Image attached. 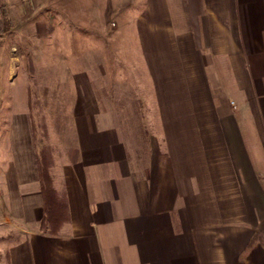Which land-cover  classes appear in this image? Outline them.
<instances>
[{"label":"crops","instance_id":"0c3cea01","mask_svg":"<svg viewBox=\"0 0 264 264\" xmlns=\"http://www.w3.org/2000/svg\"><path fill=\"white\" fill-rule=\"evenodd\" d=\"M123 4L112 37L134 58L135 110L106 95V51L84 49L99 60L73 80L82 122L58 155L69 219L55 235L22 117L28 156L0 173L5 264H264V0Z\"/></svg>","mask_w":264,"mask_h":264},{"label":"rangeland","instance_id":"374dc122","mask_svg":"<svg viewBox=\"0 0 264 264\" xmlns=\"http://www.w3.org/2000/svg\"><path fill=\"white\" fill-rule=\"evenodd\" d=\"M110 1L0 0V26L8 30L0 33V115L3 116L0 118V173L22 153L28 156L22 120L25 116L27 127L29 122L31 127L36 126L35 153L37 150L45 165L49 157L54 156L56 165L50 176L59 181L58 166L63 159L58 155L63 147L70 151L76 143L74 133L82 122V101L77 98L73 80L82 79L88 58L92 67L98 65L99 60L98 56L85 55L84 49L106 51L102 61L108 67L106 95L117 101L121 111L135 110L137 95L128 86L129 67L134 58L128 48L121 47L125 46V41L112 37L117 20L125 18L128 10L123 4L125 0ZM18 4L22 5V12L18 11ZM84 9L90 28L84 23L87 20ZM112 11L118 14L113 15ZM89 33L90 40L85 38ZM99 33L106 34V42H98ZM26 186L34 187L31 183ZM31 201L27 202L28 209ZM9 202L6 210L13 213ZM4 218L0 200V264H5L8 246L16 237L10 231L11 226L3 222Z\"/></svg>","mask_w":264,"mask_h":264},{"label":"trees","instance_id":"16d2710c","mask_svg":"<svg viewBox=\"0 0 264 264\" xmlns=\"http://www.w3.org/2000/svg\"><path fill=\"white\" fill-rule=\"evenodd\" d=\"M8 31L0 26V33ZM31 103V99H30ZM31 106V105H30ZM45 129V124H43ZM33 135L36 137V126L32 125ZM35 147L37 142L35 140ZM51 150H53L51 148ZM36 164L38 168L40 190L43 197V217L41 220V229L50 234H59L69 219L68 204L66 200L65 188L57 187L55 178L51 177V171L55 167L54 156H50L48 165H45L44 159L36 150Z\"/></svg>","mask_w":264,"mask_h":264}]
</instances>
